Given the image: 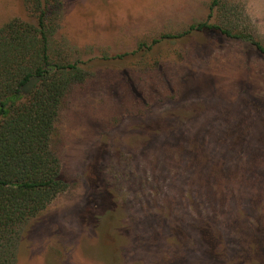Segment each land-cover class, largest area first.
Returning <instances> with one entry per match:
<instances>
[{
    "label": "rangeland",
    "instance_id": "1",
    "mask_svg": "<svg viewBox=\"0 0 264 264\" xmlns=\"http://www.w3.org/2000/svg\"><path fill=\"white\" fill-rule=\"evenodd\" d=\"M32 2L0 0V26ZM212 3L60 0L53 53L90 76L53 135L68 188L17 264H264V54L216 29L153 44L210 14L264 43V0Z\"/></svg>",
    "mask_w": 264,
    "mask_h": 264
},
{
    "label": "trees",
    "instance_id": "2",
    "mask_svg": "<svg viewBox=\"0 0 264 264\" xmlns=\"http://www.w3.org/2000/svg\"><path fill=\"white\" fill-rule=\"evenodd\" d=\"M224 1L213 0L211 9ZM31 13L36 22L14 18L0 26V264H17L24 226L68 188L53 135L68 94L90 76L88 62L53 53L60 0H33ZM211 16L153 44L216 29L264 54V43L254 35L238 31L231 21L211 23Z\"/></svg>",
    "mask_w": 264,
    "mask_h": 264
}]
</instances>
